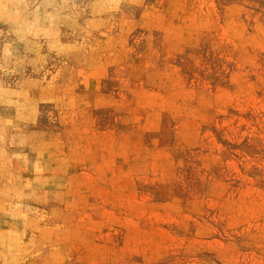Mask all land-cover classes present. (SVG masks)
Returning <instances> with one entry per match:
<instances>
[{
	"label": "rangeland",
	"instance_id": "374dc122",
	"mask_svg": "<svg viewBox=\"0 0 264 264\" xmlns=\"http://www.w3.org/2000/svg\"><path fill=\"white\" fill-rule=\"evenodd\" d=\"M202 1L0 0V264H264V0Z\"/></svg>",
	"mask_w": 264,
	"mask_h": 264
},
{
	"label": "bare ground",
	"instance_id": "6f19581e",
	"mask_svg": "<svg viewBox=\"0 0 264 264\" xmlns=\"http://www.w3.org/2000/svg\"><path fill=\"white\" fill-rule=\"evenodd\" d=\"M25 1V0H24ZM182 1V0H181ZM184 1V0H183ZM195 1V0H194ZM198 1V0H197ZM202 1V0H201ZM210 1V0H209ZM208 1V2H209ZM203 2V1H202ZM23 3V2H22ZM32 3V2H31ZM29 4V3H28ZM165 4V3H164ZM197 4V3H196ZM200 4V3H199ZM20 5H21V3H20ZM30 5V4H29ZM167 5V4H166ZM182 5V4H181ZM49 7V6H48ZM169 7V6H168ZM184 7H186V6H184ZM49 9H50V7H49ZM193 9V8H192ZM198 9V8H197ZM187 11V10H186ZM192 12V11H191ZM189 13V12H188ZM199 13V12H198ZM123 15V14H122ZM185 16H187V15H185ZM188 17H189V14H188ZM61 20V19H60ZM145 22V21H144ZM143 23V22H142ZM73 26H74V24H72ZM76 25V24H75ZM78 25V24H77ZM142 25V24H141ZM55 27H58L57 25L55 26ZM54 27V28H55ZM77 28H79V27H77ZM79 30V29H78ZM80 31V30H79ZM50 33V32H49ZM18 37V36H17ZM27 37V36H26ZM77 37V36H76ZM58 38V37H57ZM29 39V38H28ZM32 39V38H31ZM38 39V38H37ZM33 41V40H32ZM36 41V40H35ZM65 41V40H64ZM68 42V41H67ZM22 43V42H21ZM27 43V42H26ZM29 43H30V41H29ZM43 43V42H42ZM36 44V43H35ZM38 44V43H37ZM24 45V44H23ZM123 46V45H122ZM26 47V46H25ZM24 47V48H25ZM37 47H40V45H37ZM42 47V46H41ZM23 48V47H22ZM129 48H130V46H129ZM122 49H123V47H122ZM128 49V48H127ZM135 49V48H134ZM25 50V49H24ZM110 50V49H109ZM112 50V49H111ZM110 50V51H111ZM41 51V50H40ZM112 52V51H111ZM110 52V53H111ZM134 52V51H133ZM25 52H23V54H24ZM30 53V52H29ZM40 53V52H39ZM42 53V52H41ZM114 53V52H113ZM112 53V54H113ZM48 54V53H47ZM29 55V54H28ZM31 55H33V54H31ZM51 55V54H50ZM55 55V54H54ZM46 56V55H45ZM53 56V55H52ZM114 56V55H113ZM57 57V56H56ZM115 57H116V55H115ZM113 58V57H112ZM24 59V58H23ZM28 59V58H27ZM39 59V58H38ZM50 59V58H49ZM53 59V58H52ZM56 59V58H55ZM21 60V59H20ZM48 60V59H47ZM110 60H112V59H110ZM49 61V60H48ZM21 62V61H20ZM19 62V63H20ZM21 63H23V62H21ZM25 63V62H24ZM45 63V62H44ZM50 63V62H49ZM161 63V62H160ZM18 64V63H17ZM16 64V65H17ZM41 64V63H40ZM39 64V65H40ZM136 64V63H135ZM164 64V63H163ZM22 65V64H21ZM51 65V64H50ZM103 65V64H102ZM105 65H107V63L105 64ZM138 65V64H137ZM20 66V65H19ZM42 66V65H41ZM48 66V65H47ZM157 67H159L158 65H157ZM164 67V66H163ZM48 68V67H47ZM21 69V68H20ZM24 69V68H23ZM26 69V68H25ZM30 70V69H29ZM140 70V69H139ZM14 71V70H13ZM40 71V70H39ZM133 71V70H132ZM38 72V71H37ZM139 72V71H138ZM142 72V71H141ZM140 72V73H141ZM166 72V71H165ZM16 73V72H15ZM27 73V72H26ZM39 73V72H38ZM162 73H164V71H162ZM87 74V73H86ZM95 74V73H94ZM134 74V73H133ZM30 75V74H29ZM140 75H142V74H140ZM167 75V74H166ZM31 76V75H30ZM39 76V75H38ZM42 76V75H41ZM138 76V75H137ZM164 76H165V73H164ZM29 77V76H28ZM35 77V76H34ZM89 77V76H88ZM132 77V76H131ZM159 78V77H158ZM40 79V78H39ZM157 79V78H156ZM51 80V79H50ZM66 81V80H65ZM140 81H142V80H140ZM152 81V80H151ZM145 82V81H144ZM158 83V82H157ZM62 84V83H61ZM64 84V83H63ZM44 85V84H43ZM78 85V84H77ZM135 85V84H134ZM45 86V85H44ZM89 86H91V85H89ZM117 86V85H116ZM142 86V85H141ZM41 87V86H40ZM78 87V86H77ZM113 87V86H112ZM134 87V86H133ZM136 87V86H135ZM149 87V86H148ZM76 88V87H75ZM116 88V87H115ZM129 88H131V87H129ZM34 89V88H33ZM157 89V88H156ZM37 90V89H36ZM51 91V90H50ZM113 91V90H112ZM161 91V90H160ZM64 92V91H63ZM87 92V91H86ZM164 92V91H163ZM115 93H117V92H115ZM78 94V93H77ZM82 94V93H81ZM165 94V93H164ZM33 95V94H32ZM121 95V94H120ZM167 95V94H166ZM37 96V95H36ZM86 97V96H85ZM113 97V96H112ZM121 97V96H120ZM54 98V97H53ZM126 98V97H125ZM77 101H78V99H77ZM126 101V100H125ZM130 101V100H129ZM128 102V101H127ZM125 104V103H124ZM49 106V105H48ZM65 107V106H64ZM79 107V109H80V106H78ZM66 108V107H65ZM60 109V108H59ZM61 110V109H60ZM38 111V110H37ZM37 111H36V113H37ZM64 111V110H63ZM42 112V111H41ZM79 113V112H78ZM49 114V113H48ZM49 118V117H48ZM71 126V125H70ZM49 127V126H48ZM56 127V126H55ZM65 127V126H64ZM60 128V127H59ZM66 128H67V126H66ZM90 128V127H89ZM78 129V128H77ZM82 129V128H81ZM92 129V128H91ZM52 130V129H51ZM58 131V130H57ZM61 131V130H60ZM70 131H72L71 129H70ZM82 130H80V133H82L81 132ZM53 132V131H52ZM85 132V131H84ZM66 133V132H65ZM68 133V132H67ZM66 133V134H67ZM75 133V132H74ZM45 134V133H44ZM77 134V133H76ZM79 134V133H78ZM60 135V134H59ZM95 135V134H94ZM51 136V135H50ZM66 136V135H65ZM54 137V136H53ZM80 137V136H79ZM96 137V136H95ZM107 137V136H106ZM169 137V136H168ZM167 137V138H168ZM57 138V137H56ZM67 138V137H66ZM93 139V138H92ZM60 140V139H59ZM66 140V139H65ZM94 140V139H93ZM50 141V140H49ZM53 142V141H52ZM66 142H68V140L66 141ZM71 142V141H70ZM70 142H68V143H70ZM63 143V142H62ZM72 145V144H71ZM63 146V145H62ZM67 146V145H66ZM91 147V146H90ZM34 148V147H33ZM52 148V147H51ZM38 149V148H37ZM57 149H59V148H57ZM61 150V149H60ZM58 151V150H57ZM62 154H63V152H62ZM140 154H141V152H140ZM139 154V155H140ZM45 155V154H44ZM70 155V154H69ZM74 155V154H73ZM77 155V154H76ZM62 156V155H61ZM91 156V155H90ZM70 157V156H69ZM81 157V156H80ZM79 157V158H80ZM95 157V156H94ZM45 159V158H44ZM48 159V158H47ZM51 159H52V157H51ZM91 159V158H90ZM75 160V159H74ZM53 163V162H52ZM15 172V171H14ZM46 172H48V171H46ZM15 174V173H14ZM17 175V174H16ZM49 175V174H48ZM51 175V174H50ZM18 176V175H17ZM6 180V179H5ZM11 181V180H10ZM3 183V182H2ZM5 183V182H4ZM24 186V185H23ZM25 188V187H24ZM23 188V189H24ZM26 189V188H25ZM13 193V192H12ZM15 194V193H14ZM219 199V198H218ZM5 200V199H4ZM16 200V199H15ZM7 201V200H6ZM5 201V202H6ZM219 201V200H218ZM4 202V203H5ZM7 202H9V201H7ZM14 202V201H13ZM19 202H21V201H19ZM216 202H217V200H216ZM220 202H222V201H220ZM23 203V202H22ZM203 203V202H202ZM6 204V203H5ZM17 204V203H16ZM220 204H223V203H220ZM21 205V204H20ZM203 205V204H202ZM216 205V204H215ZM212 207V206H211ZM6 208V207H5ZM193 208V207H192ZM23 209V208H22ZM212 214V213H211ZM212 216H214V215H212ZM32 217V216H31ZM219 217V216H218ZM29 218V217H28ZM225 218V217H224ZM27 221H29V220H27ZM31 222H32V220H31ZM30 225L32 224V223H30V222H28ZM241 223V222H240ZM2 224H4L3 222H2ZM9 224H11V223H9ZM8 225V224H7ZM28 225V224H27ZM13 226V228L15 227L14 225H12ZM24 228V227H23ZM15 229V228H14ZM27 229V228H26ZM111 243V242H110ZM20 244V243H19ZM110 245V244H109Z\"/></svg>",
	"mask_w": 264,
	"mask_h": 264
}]
</instances>
